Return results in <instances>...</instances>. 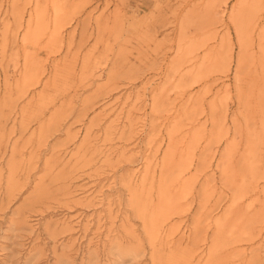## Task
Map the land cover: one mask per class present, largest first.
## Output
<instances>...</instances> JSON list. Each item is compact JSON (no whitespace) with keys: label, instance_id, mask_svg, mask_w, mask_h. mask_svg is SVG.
Returning a JSON list of instances; mask_svg holds the SVG:
<instances>
[{"label":"rangeland","instance_id":"obj_1","mask_svg":"<svg viewBox=\"0 0 264 264\" xmlns=\"http://www.w3.org/2000/svg\"><path fill=\"white\" fill-rule=\"evenodd\" d=\"M0 264H264V0H0Z\"/></svg>","mask_w":264,"mask_h":264},{"label":"bare ground","instance_id":"obj_2","mask_svg":"<svg viewBox=\"0 0 264 264\" xmlns=\"http://www.w3.org/2000/svg\"><path fill=\"white\" fill-rule=\"evenodd\" d=\"M125 138V137H124ZM111 150V149H110Z\"/></svg>","mask_w":264,"mask_h":264}]
</instances>
